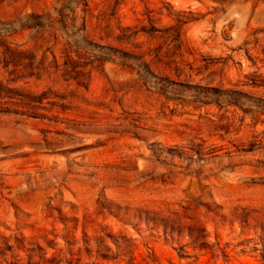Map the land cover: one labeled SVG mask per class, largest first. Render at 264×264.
I'll return each mask as SVG.
<instances>
[{"label":"rangeland","instance_id":"1","mask_svg":"<svg viewBox=\"0 0 264 264\" xmlns=\"http://www.w3.org/2000/svg\"><path fill=\"white\" fill-rule=\"evenodd\" d=\"M0 264H264V0H0Z\"/></svg>","mask_w":264,"mask_h":264}]
</instances>
